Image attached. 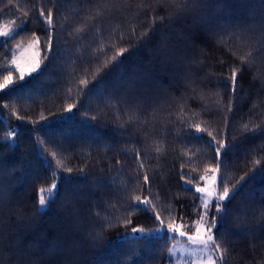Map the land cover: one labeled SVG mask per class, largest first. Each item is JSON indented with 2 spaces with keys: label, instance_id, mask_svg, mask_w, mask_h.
<instances>
[{
  "label": "trees",
  "instance_id": "16d2710c",
  "mask_svg": "<svg viewBox=\"0 0 264 264\" xmlns=\"http://www.w3.org/2000/svg\"><path fill=\"white\" fill-rule=\"evenodd\" d=\"M98 4L0 0V27L20 26L0 44V85L13 77L0 88L3 264H174L168 249L186 239L155 231L159 221L134 198L151 200L165 227L168 206L177 223L194 218L195 182L218 165L234 194L217 217L225 264H264V0H188L186 11L184 0H109L96 16ZM41 10L53 18L50 53ZM98 33L107 52L99 60ZM36 36L40 68L20 80L16 46ZM119 48L128 51L117 64ZM248 53L254 62L242 65ZM233 67L235 93L225 83ZM209 141L225 145L220 157ZM53 183L42 211L41 189Z\"/></svg>",
  "mask_w": 264,
  "mask_h": 264
},
{
  "label": "snow or ice",
  "instance_id": "6c2138e0",
  "mask_svg": "<svg viewBox=\"0 0 264 264\" xmlns=\"http://www.w3.org/2000/svg\"><path fill=\"white\" fill-rule=\"evenodd\" d=\"M109 0H99L98 8L95 13L96 16H99L101 12L99 11L100 7H103L106 3H108ZM187 2L188 0H184V4H182L179 8V10L186 11L187 10ZM39 17L41 18V22L43 23L45 27V34L48 35V40L45 41L44 47L45 51L50 53L52 51V36L51 31L54 27L53 24V18L51 15V11L49 10L47 17H45V13L43 10L40 11ZM158 20H163V17H157ZM155 20L153 21V27L150 30L155 31L154 28ZM19 25L17 28H14L13 30L9 32L0 33V37L3 39L0 40V44H8L12 40L16 38L17 35H19ZM82 28H77L76 32H81ZM148 30L141 33V38L144 36H147ZM35 35V34H33ZM100 41L99 45L96 49H94V58L99 60L101 57H107V52L105 51V41L103 39V35L99 34ZM120 39H123V36L120 37ZM34 44L40 43V37L36 36L35 40L32 41ZM114 42L108 41V46L111 47ZM17 49H19L21 46L17 45ZM128 51L127 48H119L118 51H116L115 55L112 57V59L117 63H121L118 58L124 54V52ZM251 56V53H248L247 55L241 56V62L242 65L251 64L254 61L252 59H249ZM47 58V57H44ZM14 63H16L14 61ZM17 67L19 68V79L24 80L25 79V70L23 68L19 67V64H17ZM40 68V62L37 61L31 68L28 70V74H31L32 72H36L37 69ZM240 69L233 67L231 69L230 75L225 80V83L228 84V86L232 89L233 93H235L238 89L237 84V75ZM102 82V81H101ZM81 84H86L87 81L81 80ZM13 84V77L11 73L4 78L3 85H0V88H7L8 86ZM231 103V102H230ZM75 107V105H69V112H71L72 108ZM227 111H231V107L229 104V107L227 108ZM93 119H96V117H92ZM204 129L200 128L198 125L196 126V133L203 132ZM244 131L249 132L251 131L253 135L256 134L255 129H249L248 125H244ZM261 133L264 134V129H261ZM211 135V133H209ZM193 138L201 139L202 137L196 136L194 134ZM216 137H212V141H215ZM210 146H213L216 148L215 155L217 157L221 156L222 149L225 148V145L222 143L217 142L216 144H212L211 141H209ZM157 152L161 151V149L158 147L156 149ZM139 167L140 169H143V161H139ZM219 169V165L217 168H213L211 171L213 173H216ZM73 169L68 168L67 171L71 172ZM143 174L144 176V182L148 183V176L146 173L138 172L137 175ZM184 173H181V177L183 178ZM194 178L189 177L186 181V184L191 185L193 184ZM200 180H205V177H200ZM218 178L216 175H212L211 177V183L213 185L217 184ZM219 185L222 188V192L218 195H214L213 191H210L209 189L205 187H201L199 180L195 182L194 192L199 193V196H196V199L200 201L199 204L195 205L193 207V217L194 218H187L185 215H181L179 218V223L176 222V217L172 214V210L174 206H168L169 216L171 219V223H169L166 227L164 226V220L161 217V211L156 210L155 206L152 205L151 200L148 198L141 199L140 196H136L135 203L133 207H140L144 211H148L150 213H153L155 216V220L159 221L161 227L158 229H155V231L162 232L163 235L168 236L170 240H175L177 235L182 238L186 239L189 246L192 248L193 251H199L200 253H209L207 257V264H225V254L227 253V248H222V242L218 241L219 236V228L217 223V217L220 218V222H223L224 217L227 215L226 212V206L224 204L225 200H228L229 202L231 199L234 198V194L230 195L229 189L224 186V179L221 175L219 177ZM57 185L55 183L52 184V186L47 189V192L45 194V190L41 189V195L39 197V204L41 206V209L47 207L52 202H54V198L56 195V192L54 191L56 189ZM47 196V199H46ZM211 214V215H210ZM128 223H131V221H128ZM215 230V231H214ZM141 233L142 235L144 233L143 228H132V233ZM170 257L175 255L174 248L168 249ZM214 257V258H213ZM0 264H3V258L0 256Z\"/></svg>",
  "mask_w": 264,
  "mask_h": 264
},
{
  "label": "rangeland",
  "instance_id": "374dc122",
  "mask_svg": "<svg viewBox=\"0 0 264 264\" xmlns=\"http://www.w3.org/2000/svg\"><path fill=\"white\" fill-rule=\"evenodd\" d=\"M10 30L7 27H0V33L9 32ZM2 39V37H0ZM14 61L16 63H14ZM37 61L40 62V49L39 44H34L33 42L26 45L21 46L19 49H17L13 61L12 66L15 67L18 71L19 68L17 67V64H19L20 68H23L25 70V76L29 75L28 70L31 68ZM39 69H37L38 71ZM36 71V72H37ZM36 72H32L31 74H34ZM15 137V129L10 126V135L7 137V139H13ZM215 168V167H214ZM208 170L207 174L205 175V180L203 186L209 189L210 191H213L214 195H218L217 186L219 182V170L216 173H213L211 170ZM212 175H216L218 178L217 184L213 185L211 183V177ZM55 191V190H54ZM231 195V193H230ZM47 199V198H46ZM48 206L41 209L42 211L47 210ZM172 248L175 250V255L172 256V258H176L174 261V264H207V257L209 253H200L198 250L193 251L192 248L189 246V244L184 241L178 240L173 243ZM214 258V257H213Z\"/></svg>",
  "mask_w": 264,
  "mask_h": 264
},
{
  "label": "bare ground",
  "instance_id": "6f19581e",
  "mask_svg": "<svg viewBox=\"0 0 264 264\" xmlns=\"http://www.w3.org/2000/svg\"><path fill=\"white\" fill-rule=\"evenodd\" d=\"M4 142V141H3ZM170 248H171V246H170ZM168 254H169V252H168Z\"/></svg>",
  "mask_w": 264,
  "mask_h": 264
}]
</instances>
